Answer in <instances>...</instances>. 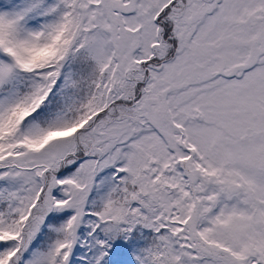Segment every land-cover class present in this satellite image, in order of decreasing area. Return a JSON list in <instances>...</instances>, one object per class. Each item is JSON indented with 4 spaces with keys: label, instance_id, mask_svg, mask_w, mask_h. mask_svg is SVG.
Wrapping results in <instances>:
<instances>
[{
    "label": "snow or ice",
    "instance_id": "1",
    "mask_svg": "<svg viewBox=\"0 0 264 264\" xmlns=\"http://www.w3.org/2000/svg\"><path fill=\"white\" fill-rule=\"evenodd\" d=\"M0 264H264V0H0Z\"/></svg>",
    "mask_w": 264,
    "mask_h": 264
}]
</instances>
